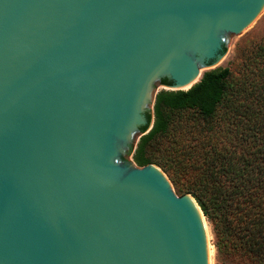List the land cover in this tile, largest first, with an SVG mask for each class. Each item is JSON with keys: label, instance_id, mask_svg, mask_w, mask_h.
Returning a JSON list of instances; mask_svg holds the SVG:
<instances>
[{"label": "water", "instance_id": "1", "mask_svg": "<svg viewBox=\"0 0 264 264\" xmlns=\"http://www.w3.org/2000/svg\"><path fill=\"white\" fill-rule=\"evenodd\" d=\"M263 11L264 0H0V264H206L189 194L165 189L153 164L125 172L122 151L151 127L141 115L155 85L188 89L196 60L214 63L222 38Z\"/></svg>", "mask_w": 264, "mask_h": 264}, {"label": "trees", "instance_id": "2", "mask_svg": "<svg viewBox=\"0 0 264 264\" xmlns=\"http://www.w3.org/2000/svg\"><path fill=\"white\" fill-rule=\"evenodd\" d=\"M234 65L205 70L186 90L157 91L131 159L159 166L194 199L218 256L264 264V35Z\"/></svg>", "mask_w": 264, "mask_h": 264}, {"label": "rangeland", "instance_id": "3", "mask_svg": "<svg viewBox=\"0 0 264 264\" xmlns=\"http://www.w3.org/2000/svg\"><path fill=\"white\" fill-rule=\"evenodd\" d=\"M263 35H264V11L258 17V19L255 21V23L252 25V27L248 30L247 33L222 38L225 47L220 50L221 54H220L219 58H217V60H215L214 63L209 64L207 66H202L200 64L201 61H199L198 59L196 60L197 64L199 65V68H200V73H199L197 79L205 70L214 68L216 66L231 65L234 67L235 66L234 64L237 63L239 60L240 54L245 52L253 42L257 41ZM174 88H175V86L155 85L152 88V98H153V94L155 92L161 90V89H167V90L172 89L173 90ZM152 104H153L152 100L147 104V107H148L149 112H150V117L148 120V124L146 126L147 128H149L150 125L152 124ZM138 138L139 137H138V134L136 132V134L133 136L131 141L128 143V145L125 147V149L122 151L120 167L125 172H130L131 170H133V161L131 159V153L135 147V144H136ZM150 164H152V163H150ZM153 165H155V164H153ZM155 166H157V165H155ZM157 167L160 169V171L165 175V177L169 181L168 177L161 170V168L159 166H157ZM169 182L168 183L166 182V184L168 185ZM166 187L167 186H165V189H166ZM167 189L169 190V192L173 191L175 194H177L175 192L174 188L172 187L171 183L169 184V187H167ZM177 195H179V194H177ZM206 222H207V225L209 228L210 244L212 246L211 247L212 248L211 264H250V263H247L243 260H240V259L232 257V256H227V257L218 256V254L215 251V247H214V233L212 231L210 223L207 220H206Z\"/></svg>", "mask_w": 264, "mask_h": 264}, {"label": "bare ground", "instance_id": "4", "mask_svg": "<svg viewBox=\"0 0 264 264\" xmlns=\"http://www.w3.org/2000/svg\"><path fill=\"white\" fill-rule=\"evenodd\" d=\"M200 73V71H199ZM198 73V75H199ZM197 75V77H198ZM197 77L195 81L197 80ZM148 172H150L153 176L154 179L156 180H161L164 183V186L169 187V184L167 185L166 182L168 183L167 178L165 175L157 168V167H150L148 169ZM166 181V182H165ZM181 206L185 208L187 211L192 213L195 217L196 220L198 221V224L200 226L202 235H203V240H204V247L206 251V264H211V257H212V246L210 244V235H209V228L207 225V222L205 220V217L203 216L201 210L199 209L198 205L194 201V199L189 196L185 195L182 197L180 200Z\"/></svg>", "mask_w": 264, "mask_h": 264}, {"label": "flooded vegetation", "instance_id": "5", "mask_svg": "<svg viewBox=\"0 0 264 264\" xmlns=\"http://www.w3.org/2000/svg\"><path fill=\"white\" fill-rule=\"evenodd\" d=\"M171 83H172V81L162 80V81L159 82L157 85H161V86H169V85H171ZM147 112H148V111H147ZM147 112L144 113L143 115H141V117H142V119H143L145 125H146V123H147V119H146V114H147ZM138 131H140V129H139Z\"/></svg>", "mask_w": 264, "mask_h": 264}]
</instances>
